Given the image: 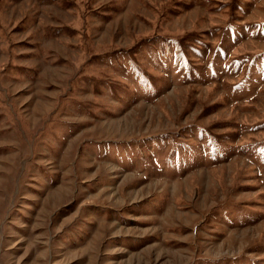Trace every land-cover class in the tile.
Masks as SVG:
<instances>
[{"label": "rangeland", "instance_id": "rangeland-1", "mask_svg": "<svg viewBox=\"0 0 264 264\" xmlns=\"http://www.w3.org/2000/svg\"><path fill=\"white\" fill-rule=\"evenodd\" d=\"M0 264H264V0H0Z\"/></svg>", "mask_w": 264, "mask_h": 264}]
</instances>
